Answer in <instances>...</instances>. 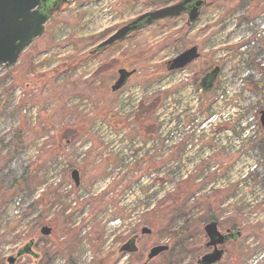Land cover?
<instances>
[{"label": "rangeland", "instance_id": "rangeland-1", "mask_svg": "<svg viewBox=\"0 0 264 264\" xmlns=\"http://www.w3.org/2000/svg\"><path fill=\"white\" fill-rule=\"evenodd\" d=\"M179 1L70 0L15 64L0 65V264L30 243L14 264H140L154 246L170 252L151 213L186 185L200 231L191 253L167 264H196L210 217L222 233H241L218 264H264V0H204L189 27L180 16L90 54L139 14ZM193 45L200 58L167 72ZM215 66L203 94L196 85ZM122 68L135 73L112 93ZM140 97L153 106L142 123ZM143 226L152 233L139 237L138 253H120ZM66 240L70 256L58 249Z\"/></svg>", "mask_w": 264, "mask_h": 264}, {"label": "water", "instance_id": "water-1", "mask_svg": "<svg viewBox=\"0 0 264 264\" xmlns=\"http://www.w3.org/2000/svg\"><path fill=\"white\" fill-rule=\"evenodd\" d=\"M69 1L70 0H0V65L11 66L15 64L21 53L30 46L35 39L43 36L45 24L53 14L63 6V3H68ZM202 6V0H180L173 5L144 12L117 29L105 40L99 42L90 54H95L117 42H121L145 27L165 20L175 19L184 14L187 15V24H191L199 16ZM198 57L199 53L197 47L192 46L169 61L167 63V70H181L194 62ZM134 72L133 70L127 71L126 69H119L117 71L118 77L110 87L111 92L115 93L120 90ZM218 74L219 68L214 67L200 79L197 87L202 89L203 94H207L212 90ZM260 124L264 128V112L260 114ZM70 177L74 186L78 187V172L72 170ZM203 231L208 239L206 247H213V250L203 255L198 261L199 264L219 263L222 259L223 252L218 250L217 247L223 245L228 240L235 241L240 237L239 232L227 231V234H220L217 230L216 222L207 223L203 227ZM40 233L43 236H49L51 229L42 227ZM141 233L143 235H148L150 234V230L142 228ZM30 245L31 243L24 249H21L17 253L16 258L22 254L30 253ZM167 249L168 247L166 245L151 248L146 256V263L167 251ZM135 251L136 247L133 241L123 244L119 249V252L129 254ZM16 258L9 257L7 259V264H14Z\"/></svg>", "mask_w": 264, "mask_h": 264}, {"label": "trees", "instance_id": "trees-1", "mask_svg": "<svg viewBox=\"0 0 264 264\" xmlns=\"http://www.w3.org/2000/svg\"><path fill=\"white\" fill-rule=\"evenodd\" d=\"M169 22H171V20L159 22V23H156L154 25H162V24H166ZM174 34L178 35L177 33H174ZM175 39H176L175 36L171 34V35L167 36L165 40L167 42H170V44H173V41H175ZM175 42H177V40ZM183 50H184V48L180 52H182ZM102 51H100V52H102ZM100 52H97V53H100ZM75 59H77V58L74 56L72 61L74 62ZM150 97H153V96H150ZM149 101H151V100H149L148 97H140L138 100V106H139L138 110L140 113L137 116V119H139L140 123L148 121V119L147 120H144V119H146L148 117V115L150 113L149 111L153 108V106H148ZM148 107H150V108H148ZM154 108H155V105H154ZM141 120H143V121H141ZM3 160L4 159L0 158V162H2ZM185 187H188V186L186 185ZM185 187H182L181 192L178 193L175 197L164 198L163 199L164 201L159 204V207L154 209V211L151 213L152 218H155L154 216H155L156 210L158 209L160 217H157L156 221H160L161 225H163L165 232L170 235V240L172 241V248L173 249L170 252L167 251L166 253H163L160 255L162 258V264H167V263L172 262L173 261L172 258H178L180 256H183L184 254H190L191 252L187 253L188 252V241L190 239L194 240L195 237L199 235L200 226H197L196 223L192 222L191 217L189 215V205L187 204V201H189L191 197H189L188 192L183 191V189ZM188 188L190 189V187H188ZM38 219L39 218L37 216V217H35L34 221L37 223ZM177 220H180L181 223H178L177 228L173 229L172 224L174 221L176 222ZM209 221H213V218L210 217L208 222ZM185 224H186V227H184ZM191 227L193 228L194 232L192 230H190ZM232 229H234V228H232ZM71 236L72 235H69L67 240H69L71 238ZM67 240H66V243L64 245H60V247L58 249H60V253H65L66 255L70 256V255L76 253V252H74L75 249L73 248L74 241H68L67 242ZM31 246H32V244L30 245V247ZM42 252L44 253L43 254L44 256L47 254L46 251H42ZM71 252H73V253H71ZM26 254H29V253H26ZM72 262L73 261H70L71 264H73ZM100 262H102V261L99 260V261L95 262V264H99Z\"/></svg>", "mask_w": 264, "mask_h": 264}, {"label": "flooded vegetation", "instance_id": "flooded-vegetation-1", "mask_svg": "<svg viewBox=\"0 0 264 264\" xmlns=\"http://www.w3.org/2000/svg\"><path fill=\"white\" fill-rule=\"evenodd\" d=\"M203 1V6L201 7V9H200V13H201V10H202V8L205 6V1L204 0H202ZM200 15V14H199ZM182 16H185L186 17V27H189V26H191L197 19H198V17H197V19L192 23V24H187V15L186 14H184V15H182ZM166 21V20H165ZM154 25V24H153ZM193 46H196V45H193ZM190 47H192V46H190ZM190 47H188V48H190ZM197 47V49H198V46H196ZM198 53H199V49H198ZM200 58V53H199V57L195 60V61H197L198 59ZM194 61V62H195ZM193 62V63H194ZM210 70V69H209ZM260 119V118H259ZM248 175V173H245V176H247ZM209 222H211V221H209ZM213 222H215V221H213ZM217 223V222H216ZM142 228H147V229H149L150 230V234H148V235H143L142 233H141V230H142ZM141 229H140V232H139V235H137L136 233L135 234H133V235H131V237L130 238H128V240L126 241V243L127 242H134V245H135V247H136V251L134 252V253H124V254H128V255H131V256H133V255H135V254H137L138 253V251H139V248H138V239H139V237H143V236H149V235H151V233H152V230L150 229V228H148V227H146V226H143ZM232 229V228H231ZM226 229L225 231H224V233H226L227 234V232L226 231H233L234 229ZM217 230H218V232L220 233V234H222V235H224V233H222L220 230H219V228H218V224H217ZM235 231V230H234ZM48 237V236H47ZM207 239V238H206ZM208 240V239H207ZM206 240V242H205V244L208 242ZM230 242H234L233 240H228L227 242H225L223 245H221V246H219V247H217V249L218 250H221L223 253H222V258H223V256H224V250H225V248H226V245H228ZM204 244V250H205V253L203 254V255H205L206 253H209V252H211L212 250H213V247H206V245ZM159 257V256H158ZM157 258V257H156ZM154 260V259H153ZM97 261H99V260H97ZM96 261V262H97ZM152 261V260H151ZM142 263V262H141ZM140 263V264H141ZM149 263V262H148ZM196 264H199L198 263V259H197V261H196Z\"/></svg>", "mask_w": 264, "mask_h": 264}]
</instances>
